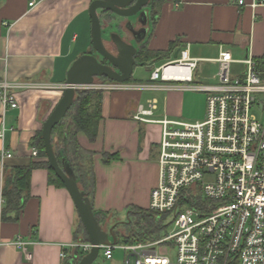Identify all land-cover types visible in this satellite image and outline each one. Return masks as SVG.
<instances>
[{"label": "crops", "instance_id": "0c3cea01", "mask_svg": "<svg viewBox=\"0 0 264 264\" xmlns=\"http://www.w3.org/2000/svg\"><path fill=\"white\" fill-rule=\"evenodd\" d=\"M91 2L46 0L30 8L27 0H0V83L11 86L9 93L18 105L15 109H4L0 101V132L3 131L0 149L12 155L0 163V190L4 168L27 167L36 160L31 155L32 142L60 100L68 70L80 56L94 54ZM175 2L179 3L178 7ZM243 2L244 6H238L236 0H163L154 19L148 6L146 35L139 45L130 43L149 55L141 62L136 61L132 81L125 85L131 88L153 83L150 76L154 69L186 58L197 60L192 71L193 84H216L215 59L221 48L228 50L235 61L262 58L264 7L253 9L250 6L253 0ZM109 32L128 40L122 27L108 30L102 24L104 41ZM171 43L174 49L166 56H159L168 51ZM138 67L149 68L146 83L133 79ZM243 69L240 63L232 64V77L241 75ZM28 84L39 88H23ZM156 92L163 93L161 100L152 98L143 103V91H103L96 141L90 143L83 134H78L83 149L97 152L92 205L97 213H109L98 216L105 230L115 223L126 222L129 207L149 209L150 192L158 185L159 167L152 150L159 142V128L157 124H142L134 119L138 106L146 108L149 101H156L157 109L150 118L155 121L166 118L197 122L203 120L197 118L205 117V98L196 95L197 92ZM197 97L198 110L186 113L185 101ZM103 152L118 155L120 161L103 164L100 156ZM122 229L118 226L114 230L119 246ZM83 233L66 189L50 185L45 169H35L30 176L29 197L18 220L3 221L0 216V264H62L64 250L71 251L76 237ZM18 236L29 243L26 254L13 244ZM125 256L123 251L115 249L112 258L106 259L104 250L100 249L93 264H124Z\"/></svg>", "mask_w": 264, "mask_h": 264}, {"label": "built area", "instance_id": "2783aa9c", "mask_svg": "<svg viewBox=\"0 0 264 264\" xmlns=\"http://www.w3.org/2000/svg\"><path fill=\"white\" fill-rule=\"evenodd\" d=\"M27 1L34 8L46 0ZM236 4L244 6L243 0ZM250 6L264 7V0H253ZM215 62L217 83L212 85L193 84L197 60L186 58L154 69L152 84L128 88L102 82L79 89L189 90L205 95V117L197 122L151 120L156 101H149L146 108L138 106L136 121L161 126L158 185L150 192L149 210L171 217L173 232L152 244L101 247L106 259L119 249L126 254L124 264H264V75L251 57L235 61L223 48ZM234 63L244 68L237 77L231 75ZM10 88L0 83L4 109L18 107ZM23 88L39 87L28 84ZM254 109L261 111V119ZM31 155L37 158L35 148ZM11 158L0 149V163ZM182 201L189 205L179 207ZM3 204L0 190V210ZM167 243L168 251H156L157 245ZM13 244L26 254L29 243L18 236ZM71 248L87 255L91 245L75 243ZM169 249L175 250L173 257ZM61 257L66 256L62 253Z\"/></svg>", "mask_w": 264, "mask_h": 264}, {"label": "water", "instance_id": "95a60500", "mask_svg": "<svg viewBox=\"0 0 264 264\" xmlns=\"http://www.w3.org/2000/svg\"><path fill=\"white\" fill-rule=\"evenodd\" d=\"M151 1L92 0L89 16L91 19V45L95 55L84 54L72 64L66 75L61 98L42 125L41 137L48 167L68 192L86 235L87 243L91 245L90 252L77 264H93L98 258L101 247L117 245L114 230L119 225H128L129 221L115 224L108 230L104 229L94 216L89 199L78 188L66 153L60 163L58 162L51 143L52 131L74 104L76 92L79 89L93 85L96 79L104 78L118 84H125L131 80L138 48L130 41L139 45L144 39L147 7ZM102 24L108 30L114 26L117 29L122 27L128 40L123 39L115 32H109L108 39L104 41Z\"/></svg>", "mask_w": 264, "mask_h": 264}, {"label": "trees", "instance_id": "16d2710c", "mask_svg": "<svg viewBox=\"0 0 264 264\" xmlns=\"http://www.w3.org/2000/svg\"><path fill=\"white\" fill-rule=\"evenodd\" d=\"M162 1L152 0L150 2L149 6L151 7L153 19L157 16L156 10ZM173 49L174 44L171 43L167 52L158 55L161 57L166 56ZM148 55L149 53L142 48L136 54V61L141 62L147 59ZM254 60L259 65L260 72L264 75V56ZM101 80L105 83H111L104 78ZM102 93L100 90H78L74 104L65 114L61 122L54 127L51 135L52 147L58 162L60 163L63 154L66 153V157L70 160L77 186L89 199L92 209L95 190L94 158L97 152L83 149L79 145L77 137L81 133L87 138L88 142L94 143L96 141L98 126L102 119ZM32 147L37 150V158L29 166L4 168V179L1 188L4 204L0 210V216L3 221L16 222L18 220L24 204L29 197L30 176L33 170L45 169L48 172V183L59 188H64L63 183L48 167L41 133L34 138ZM100 156L102 163L105 165L110 164L112 161H120V158L116 154L109 155L103 152ZM186 205L189 204L186 201H182L179 207ZM93 214L97 219L100 214L109 216V213H97L94 210ZM166 219L165 216L159 215L149 209L145 210L134 206L129 207L127 219L129 224L124 226L119 225L127 230L125 234H122L123 237L120 244H152L162 240V232H165L167 227L164 225V220ZM98 221L100 222L99 219ZM75 241V243H87L84 233L83 236L76 237ZM64 252L66 257L63 259L62 264H77L85 256L83 251L79 249H72L71 251L64 250Z\"/></svg>", "mask_w": 264, "mask_h": 264}, {"label": "rangeland", "instance_id": "374dc122", "mask_svg": "<svg viewBox=\"0 0 264 264\" xmlns=\"http://www.w3.org/2000/svg\"><path fill=\"white\" fill-rule=\"evenodd\" d=\"M149 7H147L148 9ZM149 74H150V70L149 68H145V67H138L136 72L134 73L133 75V79L134 80H138V81H143L144 83H146L148 81V77H149ZM102 83V80L101 79H96L95 80V84L97 85H100ZM149 84H152V83H149ZM156 84V83H154ZM159 84V83H158ZM157 84V85H158ZM143 99H142V102L145 103V100L146 99H152V98H157L158 100L163 97V93L161 92H144L143 91ZM196 95L200 96L201 98H205V95L203 93H200V92H197ZM199 97H197L196 99L195 98H191V99H187L185 101V112L188 113V112H191V113H195L197 110H198V106H199ZM204 100V99H203ZM200 108H201V105H200ZM205 112H206V107H205V110H204V116H205ZM255 116L259 119L262 118V114H261V111L259 109H254L253 110ZM160 117H155V119H158ZM198 119H204V117L202 118H197L196 120ZM157 128H159V132H158V136H159V140H160V137H161V126H157ZM152 156H153V160L157 161V166H158V147L157 146H154L153 147V150H152ZM159 167V166H158ZM172 220H171V217L167 218L166 220H164V225H166V229H165V232L163 231L162 233V236L163 238L165 236H168L169 234H171L173 232V223H171ZM126 228L125 229H122V234H125L126 233ZM168 248H169V245L166 244V245H157L155 247L156 251L157 252H166L168 251ZM174 249H169V253L171 255V257L174 256ZM103 253H101L102 255ZM101 257V256H100ZM173 259V258H172Z\"/></svg>", "mask_w": 264, "mask_h": 264}, {"label": "bare ground", "instance_id": "6f19581e", "mask_svg": "<svg viewBox=\"0 0 264 264\" xmlns=\"http://www.w3.org/2000/svg\"><path fill=\"white\" fill-rule=\"evenodd\" d=\"M172 69H170L169 71H171Z\"/></svg>", "mask_w": 264, "mask_h": 264}]
</instances>
